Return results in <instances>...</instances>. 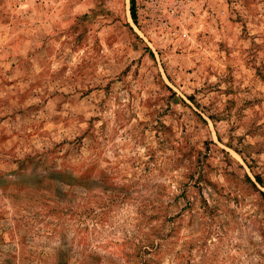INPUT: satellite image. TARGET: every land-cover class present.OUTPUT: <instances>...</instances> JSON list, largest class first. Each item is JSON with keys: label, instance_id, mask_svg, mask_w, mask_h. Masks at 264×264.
Masks as SVG:
<instances>
[{"label": "rangeland", "instance_id": "rangeland-1", "mask_svg": "<svg viewBox=\"0 0 264 264\" xmlns=\"http://www.w3.org/2000/svg\"><path fill=\"white\" fill-rule=\"evenodd\" d=\"M0 0V264H264V0Z\"/></svg>", "mask_w": 264, "mask_h": 264}, {"label": "trees", "instance_id": "trees-1", "mask_svg": "<svg viewBox=\"0 0 264 264\" xmlns=\"http://www.w3.org/2000/svg\"><path fill=\"white\" fill-rule=\"evenodd\" d=\"M131 15L134 20L137 19L136 0H131Z\"/></svg>", "mask_w": 264, "mask_h": 264}]
</instances>
